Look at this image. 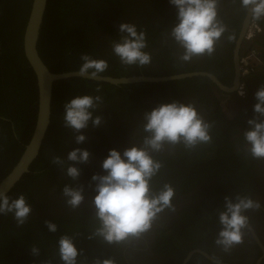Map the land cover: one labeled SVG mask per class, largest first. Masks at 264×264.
<instances>
[{
  "label": "flooded vegetation",
  "instance_id": "af4514ba",
  "mask_svg": "<svg viewBox=\"0 0 264 264\" xmlns=\"http://www.w3.org/2000/svg\"><path fill=\"white\" fill-rule=\"evenodd\" d=\"M65 1L68 15L63 19L49 20L48 24L44 26L42 19L40 26L44 38L49 35L53 38L52 34L54 33H58L55 36H62L61 39L56 38L57 43H54L52 47H47L45 40L42 42L44 48L47 47L45 51L42 49L43 53L49 55L53 62H69V60L59 57V54L69 51L68 48L75 46V71L82 64L80 56L87 53L94 59H104L108 62V70L99 76L112 78L174 77L186 73H205L213 79L209 76L199 75L171 79L166 82L114 85L83 78H72L54 83L52 92L54 87H57L59 95L64 96L66 100L85 94L101 96L103 103L99 105L94 116H100L102 123L95 127L89 121L88 127L79 133L85 135L86 140L79 144L75 141L73 131L66 128L63 121L58 123L59 125L57 124L55 132L57 146H54L47 155L43 167H39L41 177L33 179L34 184L29 191V204L32 211L27 221L33 218L48 219L54 215L73 217L75 214L77 217L84 212L91 214L95 212L92 208L94 207V197L97 195L95 191L97 181H93L92 176L107 175L102 164L109 151L116 149L122 154L128 147L141 145L143 137L147 135L143 131L145 112H149L163 103L174 101L185 104L192 103L198 113L213 125L212 142L197 146L194 152L188 151L189 149H185L182 144H178L176 146L165 145L163 151L152 153L155 159L167 160L180 170L177 179L182 176V180L171 185L175 190L172 201L175 211L165 210L153 222L149 231L138 238H129L120 243L118 252L122 264H264V159L252 157L251 169L245 177L244 193L259 200L261 208L258 211L245 213L250 217V226L245 230L243 243L224 252L215 244L218 232L210 233L203 237L197 245L186 242L187 244L184 246L187 250L174 254L171 252V247L168 246L167 249L163 242L158 241V237L160 240L163 232V234H168L171 231V224L174 219L179 217L182 209L194 204L199 205L202 200L213 194L219 177L207 173L202 179L200 176L194 179L199 175V172H197L198 170L192 171L191 166H203L205 163L203 160L208 157L214 158L218 154H215L216 151L220 153L219 150H221V146L223 147L220 132L223 133L222 130L228 125H236V131L240 129L239 125L245 121V118L247 119L245 116L249 114L253 102L256 101L253 89L249 85L243 96L238 93L239 59L250 47L244 36L247 27L251 22H257L264 28V18L254 21L251 13L240 7V0H218V18L227 26V31L216 41L215 52L211 56H194L189 61H183L180 56L184 50L170 35L172 27L179 23L178 10L170 3V0ZM71 9H73L72 12ZM124 22L133 23L137 26L138 31L145 32L148 46L144 51L151 55L149 64L144 66L123 65L119 57L112 51L113 41H119L124 35L119 31V25ZM65 27L67 28L66 33L64 32ZM229 36L234 39L229 40ZM11 80H7V83H10ZM11 89L14 95L10 97L9 102L6 99L3 100V107L9 111L5 114L6 117L0 115V121L9 125L10 133L18 141L13 130L15 124L18 123L10 116L15 114V108L19 103L17 96H20L22 105L27 103V99H25L27 97L24 95L22 85L19 88V93L15 91L14 85H11ZM35 90L36 101L34 107L32 106V109L35 110L34 123L37 111L36 84ZM58 110L61 112L64 111V108L58 105ZM25 121V119L22 121L23 126L27 125L24 123ZM218 130L220 132L215 136L214 132ZM233 139L234 137L230 138V140ZM76 148L89 151L90 156L86 163H75L67 159L68 153ZM239 149V146H236L233 155L234 162L238 160L236 158L240 157ZM199 153H204L206 156L201 157ZM53 156H60L64 160L65 166L72 165L79 168L78 179L72 180L68 177L63 167L52 162ZM0 160H2V166L12 163V160L10 161L6 157ZM47 168L48 171H46ZM32 173L29 171L27 174L33 175ZM186 177H189L188 180L193 177L194 180L186 187H179ZM66 184L83 188L84 200L77 208L73 209L65 203L66 198L62 194V189ZM10 218L14 219L12 214ZM87 243L90 244V241L87 240ZM86 248L88 247H85L84 250ZM83 253H88V256L91 254L90 251ZM87 255L82 257L85 258Z\"/></svg>",
  "mask_w": 264,
  "mask_h": 264
},
{
  "label": "clouds",
  "instance_id": "9594fccd",
  "mask_svg": "<svg viewBox=\"0 0 264 264\" xmlns=\"http://www.w3.org/2000/svg\"><path fill=\"white\" fill-rule=\"evenodd\" d=\"M177 10L179 23L172 27L170 35L183 48L180 59L189 61L194 56L208 55L215 52V44L227 31V26L218 18V0H170ZM240 7L251 13L254 21L264 18V0H240ZM121 36L113 41L112 51L126 66H144L151 62V55L144 51L147 38L143 30L130 22L119 25ZM229 40L234 37L229 36ZM82 64L76 75L95 79L105 73L109 64L104 59H94L90 54L80 56ZM99 91V89H97ZM239 95H244L243 85ZM257 103L254 105L255 116L247 121L248 128L243 132L247 152L255 159H264V84L255 93ZM103 99L99 95H78L66 100L63 104L62 120L64 126L74 133L76 143H83L86 136L79 134L88 127L89 121L98 127L102 118L94 113ZM143 137L140 146L133 145L121 154L111 149L104 159L102 167L107 175H93L97 181L93 204L99 226L95 228L89 239L99 237L108 244H119L129 238H138L149 231L153 222L165 210L175 211L172 203L175 194L171 184L165 183L159 191L153 192L151 181L163 167L161 161L152 153L164 150L165 145L182 144L185 149H195L202 144L212 142L213 125L201 116L192 103H163L144 113ZM90 153L86 149L76 148L68 153L67 159L75 163H86ZM52 162L63 167L66 175L72 180L80 176L76 166H65L60 156H53ZM62 194L65 203L77 208L84 200L83 188L64 185ZM261 202L250 195H227L223 199L222 210L218 212L221 225L215 244L224 252L235 245L243 243L245 230L249 229L250 217L245 213L258 211ZM32 207L23 193L15 199L0 191V214H12L18 225H23ZM50 232L57 231V225L45 221ZM59 256L64 264H77L80 254L69 235H62L58 240ZM34 255L39 254L36 246L31 248ZM93 264H115L110 258H96Z\"/></svg>",
  "mask_w": 264,
  "mask_h": 264
},
{
  "label": "trees",
  "instance_id": "16d2710c",
  "mask_svg": "<svg viewBox=\"0 0 264 264\" xmlns=\"http://www.w3.org/2000/svg\"><path fill=\"white\" fill-rule=\"evenodd\" d=\"M30 3L31 0H0V115L6 117L7 115L5 114L9 111L3 107V100L5 101L6 99L9 102L10 97L14 95L11 85H14L17 93H19V88L22 85L24 95L27 97L25 98L27 99V103L22 105L20 96H17L19 103L16 108L13 106L16 111L13 116H10L18 123L15 124L13 130L21 145L10 133L9 125L0 121V159L6 157L10 161L12 160V163H9L8 166H2V160H0V180L11 170L13 164L17 162L31 136L34 124L35 110L32 109V106L34 107L36 101L35 79L30 69L27 68L28 65L24 59L22 50V34L29 13ZM73 9H71V12ZM67 13L65 0H47L42 18L43 26L48 24L49 20L63 19L68 15ZM41 30L38 37L40 42L38 40L36 49L45 66L53 73L75 71V46L68 48L69 51L59 54V57L69 60V62H53L49 58V55L43 53V51L47 47H52L54 43H57L56 38L61 39L62 36H55L58 33H54L52 34L54 37L51 38V35L46 33L50 37L46 36L44 38ZM66 31L67 28L65 27L64 32L66 33ZM44 40L47 44L45 48L42 44ZM9 79L12 80L10 83H7ZM81 81L86 82L83 79ZM261 84H264V73H257L246 79V89L249 85L253 89L254 95ZM63 97L59 95L58 88L54 87L51 96L49 126L46 130L39 155L29 167V171L33 172V175L24 174L7 194L9 197L15 199L19 194L23 193L27 202H30L29 191L34 184L33 179L41 177L39 167H43L47 155L52 151L54 146H57L55 143V132L60 122L63 121L61 117L64 112H59L58 105L63 108V104L66 101L65 97ZM255 103L257 101L253 102V107L249 114H246L245 117L247 119L245 118V121L239 125L240 129L236 131V125H228L222 130L224 131V135L220 130L214 132L215 136L220 132L222 137L223 147L221 146L220 153L216 151L215 154H218L214 158L208 157L206 160H203L205 162L203 166H191L192 171L198 170L197 172H199V175L194 177V179L199 176L202 179L207 173L217 175L219 178L216 187L214 186L212 195L202 200L199 205L194 204L182 209L179 217L173 220L171 224L172 228H170L171 231L168 234H163V232L160 240L158 237V241L163 242L167 249L168 246L171 247V252L174 254L187 250L184 246L187 244L186 241L191 242L192 245H197L203 237L210 233L215 234L220 230L221 225L218 221V212L222 210L225 196H234L237 193L246 195L244 193L246 185L245 177L248 175L249 169H251L253 159L247 152V149L243 148L246 144L243 132L248 128L247 121L255 116L253 110ZM24 119L26 120L24 123H27L26 126L22 125ZM233 137L234 139L230 140ZM234 144L241 149H239L240 157L236 158L238 160L235 162L233 161V155L236 151ZM196 149L197 147L192 149V152ZM199 154L201 157L206 156L204 153ZM158 160L160 161L161 159ZM161 162L163 167L151 181L153 192L159 191L165 183L175 185L176 182L182 180V176H180V179H177V175H180L178 167H175L167 160H161ZM46 171H48V168ZM187 178L189 177H186L179 187H186L194 180L193 177L189 180ZM92 210L96 211L95 207ZM10 215L0 214V264H64L58 255L59 245L57 239L65 234L73 238V242L80 253L77 257V264H93L96 258H110L115 263L122 264L121 256L118 252L120 243L108 244L99 237L89 239L95 228L99 226L95 212H92V214L84 212L77 217L74 214L73 217L54 215L48 219L33 218L30 221H26L23 225H18L15 219L10 218ZM45 221L55 223L58 226L57 231L50 232L46 227ZM87 240L90 241V244L87 243ZM33 246L39 249L38 255L32 253L31 248ZM85 247L88 248L84 250ZM86 251H90L91 254L88 256V253H83ZM83 255H87V257L84 258L82 257Z\"/></svg>",
  "mask_w": 264,
  "mask_h": 264
},
{
  "label": "water",
  "instance_id": "95a60500",
  "mask_svg": "<svg viewBox=\"0 0 264 264\" xmlns=\"http://www.w3.org/2000/svg\"><path fill=\"white\" fill-rule=\"evenodd\" d=\"M46 2L47 0H31L29 13L23 30V56L35 77V84L37 89V111L34 127L27 144L24 146V149L15 165L0 180V191H4L6 194L9 193V191L22 178L24 174H27L29 172L30 165L39 153V149L45 137V133L50 121V103L52 96V87L54 83L66 79L83 78L93 81L106 82L114 85H120L138 82H166L171 79H183L199 75L209 76L205 73H186L174 77L133 76L121 78H112L98 75L95 79H92L76 75V71L53 73L42 62L36 49L37 39L39 36V30L43 18V13L46 7Z\"/></svg>",
  "mask_w": 264,
  "mask_h": 264
},
{
  "label": "built area",
  "instance_id": "2783aa9c",
  "mask_svg": "<svg viewBox=\"0 0 264 264\" xmlns=\"http://www.w3.org/2000/svg\"><path fill=\"white\" fill-rule=\"evenodd\" d=\"M244 36L250 47L239 59L240 83L238 93L242 85L245 93L248 77L257 73H264V28L257 22H251Z\"/></svg>",
  "mask_w": 264,
  "mask_h": 264
},
{
  "label": "rangeland",
  "instance_id": "374dc122",
  "mask_svg": "<svg viewBox=\"0 0 264 264\" xmlns=\"http://www.w3.org/2000/svg\"><path fill=\"white\" fill-rule=\"evenodd\" d=\"M246 147H248V145L246 144L245 146H244V148H246ZM152 183V182H151ZM76 237V236H75ZM58 240H59V238L57 239V243H58ZM187 242V241H186Z\"/></svg>",
  "mask_w": 264,
  "mask_h": 264
},
{
  "label": "bare ground",
  "instance_id": "6f19581e",
  "mask_svg": "<svg viewBox=\"0 0 264 264\" xmlns=\"http://www.w3.org/2000/svg\"><path fill=\"white\" fill-rule=\"evenodd\" d=\"M20 14V13H19ZM21 35V34H20ZM23 35V34H22ZM33 163V162H32ZM59 255V254H58Z\"/></svg>",
  "mask_w": 264,
  "mask_h": 264
}]
</instances>
